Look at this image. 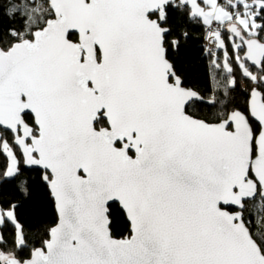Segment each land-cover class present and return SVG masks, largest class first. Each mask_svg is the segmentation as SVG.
<instances>
[{
	"label": "snow or ice",
	"instance_id": "6c2138e0",
	"mask_svg": "<svg viewBox=\"0 0 264 264\" xmlns=\"http://www.w3.org/2000/svg\"><path fill=\"white\" fill-rule=\"evenodd\" d=\"M0 264H264V0H0Z\"/></svg>",
	"mask_w": 264,
	"mask_h": 264
},
{
	"label": "trees",
	"instance_id": "16d2710c",
	"mask_svg": "<svg viewBox=\"0 0 264 264\" xmlns=\"http://www.w3.org/2000/svg\"><path fill=\"white\" fill-rule=\"evenodd\" d=\"M200 42L193 37L187 45L186 53L183 57L185 60V67L190 73V80L193 84L201 87L206 85L207 82V67L206 60L201 59V52L199 51Z\"/></svg>",
	"mask_w": 264,
	"mask_h": 264
}]
</instances>
